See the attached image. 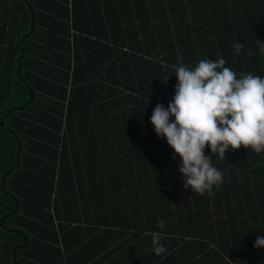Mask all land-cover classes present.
Segmentation results:
<instances>
[{
	"label": "trees",
	"instance_id": "1",
	"mask_svg": "<svg viewBox=\"0 0 264 264\" xmlns=\"http://www.w3.org/2000/svg\"><path fill=\"white\" fill-rule=\"evenodd\" d=\"M258 41L264 0H0V264H264V152L195 194L150 123L181 64L264 78Z\"/></svg>",
	"mask_w": 264,
	"mask_h": 264
},
{
	"label": "clouds",
	"instance_id": "2",
	"mask_svg": "<svg viewBox=\"0 0 264 264\" xmlns=\"http://www.w3.org/2000/svg\"><path fill=\"white\" fill-rule=\"evenodd\" d=\"M259 43L264 51V42ZM233 48L239 55L244 45L234 43ZM225 64L221 57L201 59L192 68L183 64L175 67L174 96L167 108L157 103L150 117L157 137L166 139L173 158H180L184 188L209 197L223 182V173L214 161L225 160L227 150L243 147L257 154L264 152V78L251 72L237 78ZM170 117L174 119L170 121ZM206 146L215 160L205 155ZM165 223L157 220L156 227L163 229ZM147 234L151 236L153 254H164L167 249L162 240L166 234ZM253 247H264V238L257 236ZM225 259L230 264L227 255Z\"/></svg>",
	"mask_w": 264,
	"mask_h": 264
},
{
	"label": "water",
	"instance_id": "3",
	"mask_svg": "<svg viewBox=\"0 0 264 264\" xmlns=\"http://www.w3.org/2000/svg\"><path fill=\"white\" fill-rule=\"evenodd\" d=\"M31 31V25H30V29H29V32ZM21 41H22V39H21ZM20 41V42H21ZM21 56H22V54H21ZM16 70H18V66H17V68H16ZM31 101V94L29 95V100H28V103ZM0 125H1V121H0ZM15 165H17V160H16V158H15Z\"/></svg>",
	"mask_w": 264,
	"mask_h": 264
}]
</instances>
